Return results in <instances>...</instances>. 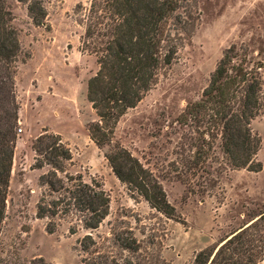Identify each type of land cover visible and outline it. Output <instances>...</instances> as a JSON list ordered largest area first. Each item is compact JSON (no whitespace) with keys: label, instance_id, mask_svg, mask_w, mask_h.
I'll return each instance as SVG.
<instances>
[{"label":"rangeland","instance_id":"1","mask_svg":"<svg viewBox=\"0 0 264 264\" xmlns=\"http://www.w3.org/2000/svg\"><path fill=\"white\" fill-rule=\"evenodd\" d=\"M88 3L49 0L46 24L36 26L24 4L5 0L20 52L13 75L18 117L0 225V264H34L39 259L44 264H83L88 256L78 242L83 230L71 235L68 224L61 221L55 232L48 233L45 219L35 216L41 191L37 179L45 168L31 169L32 142L44 130L59 134L69 147L68 171L79 172L86 180L97 179L109 194L108 214L91 232L100 253L116 259L126 255L137 264H191L199 250L217 245L264 208V112L251 122L260 138L256 154L260 170L226 169L210 193H200L192 181L187 185L160 176L174 215L167 217L149 207L115 177L103 156L107 147L100 149L89 137L88 125L97 118L86 98V83L97 64L80 47L79 23ZM191 3L198 12L191 38L179 48L177 59L159 71L155 86L119 118L112 137L111 145L116 142L127 148L158 176L160 164L174 157L181 131L176 118L200 96L228 46L245 47L250 59L261 66L264 80V0ZM132 237L137 250L122 251L116 239ZM109 261L101 258L99 264ZM256 264H264V254Z\"/></svg>","mask_w":264,"mask_h":264},{"label":"trees","instance_id":"2","mask_svg":"<svg viewBox=\"0 0 264 264\" xmlns=\"http://www.w3.org/2000/svg\"><path fill=\"white\" fill-rule=\"evenodd\" d=\"M25 5L36 26L45 25L49 0H17ZM198 12L191 0H89L80 19V47L92 54L97 68L86 83V98L96 115L88 125L89 137L115 177L132 195L142 197L149 207L172 217L158 178L194 182L200 193H210L226 169L261 168L256 154L260 138L251 122L264 112V80L245 47L228 46L209 75L200 96L188 102L176 118L180 134L172 150L174 157L160 164L156 175L127 148L112 143L119 118L133 108L155 86L159 71L177 59L178 51L195 29ZM5 0H0V225L5 213V194L12 168L14 128L18 105L13 75L20 52L17 31ZM35 153L31 169L38 175L41 191L35 216L45 219V230L53 233L61 221L68 233L79 230L81 250L88 256L83 264H137L126 255L100 253L92 231L109 210V194L94 178L66 169L72 159L59 134L44 130L32 142ZM216 150L220 155L216 153ZM216 164V165H214ZM193 192V191H192ZM118 247L134 252L132 237ZM264 208L230 231L212 248L199 250L191 264H256L263 257ZM44 264L42 259L33 262Z\"/></svg>","mask_w":264,"mask_h":264},{"label":"built area","instance_id":"3","mask_svg":"<svg viewBox=\"0 0 264 264\" xmlns=\"http://www.w3.org/2000/svg\"><path fill=\"white\" fill-rule=\"evenodd\" d=\"M20 130V129H19Z\"/></svg>","mask_w":264,"mask_h":264}]
</instances>
